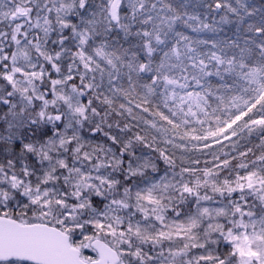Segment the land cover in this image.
<instances>
[{
  "label": "snow or ice",
  "instance_id": "6c2138e0",
  "mask_svg": "<svg viewBox=\"0 0 264 264\" xmlns=\"http://www.w3.org/2000/svg\"><path fill=\"white\" fill-rule=\"evenodd\" d=\"M236 2L216 7L252 15ZM188 20L167 0H0V264H264V136L203 169L172 151L264 133V21L228 55L193 48ZM224 74L244 85L221 119L205 78Z\"/></svg>",
  "mask_w": 264,
  "mask_h": 264
},
{
  "label": "rangeland",
  "instance_id": "374dc122",
  "mask_svg": "<svg viewBox=\"0 0 264 264\" xmlns=\"http://www.w3.org/2000/svg\"><path fill=\"white\" fill-rule=\"evenodd\" d=\"M182 2V5L178 7L177 12L180 13H188L189 15H194L196 17H198V20H188L187 24H184L183 22H179L177 23L174 27L175 30L177 32L182 33L184 36L188 37L189 40L192 42L191 46L193 48H195L199 53H210L212 51H217L218 54L219 51L216 48H213L212 45L213 43H218L213 41L211 38H213V36H215V34L219 31V29H223V28H227L230 29V31H232V29L234 28L235 30L233 32L234 35H236L240 28L241 25L243 23V20L240 19V12H239V16L237 18L233 17L232 12L228 11L227 7H220L217 8L216 5H213V3L217 0H208V2H210V7H209V3L207 5L204 4V0H180ZM229 0H219L218 3L222 4V5H230V6H235L237 7V3H232V1L228 4ZM264 1V0H263ZM243 16H246V14L242 13ZM226 17V20H223L222 18ZM186 19V17H185ZM200 22H203L204 24H209L211 25L213 28H215V31H211L209 29H205L203 27L200 26ZM197 29V30H194ZM233 35V36H234ZM236 38V37H235ZM234 38V39H235ZM175 39L176 37L173 35L170 40H169V44L175 43ZM199 41H205L206 43H198ZM238 41H236L237 43ZM183 41L181 42V46H183ZM238 44L240 46H244L242 44H240L238 42ZM221 46L224 47V51L228 54V55H232L233 53L238 54L239 49L238 48H232V47H228L225 44H222ZM255 52H258L259 49H256L255 47L253 48ZM206 63H209L208 60L206 59ZM209 71L215 72L216 71V67H215V61H211L209 63ZM221 71H223V66H221ZM207 83L209 85H211V91L214 92V95H209L207 97L209 104L211 105L210 107H208L206 109L207 112L212 113L213 109L216 108L218 105L220 107V111L216 114L218 115L221 119H226L227 118V114L228 112L233 113L236 112L237 109L232 106L231 104V97L232 96H239L242 95V92L240 91V86L244 85V81H240L237 80V78L234 75H228V74H224V79L221 80L220 77L212 75V76H208L205 78ZM191 83V81H190ZM222 84H227L229 86H231V91L228 89H223V88H219L220 85ZM189 91L193 90L192 88L188 89ZM195 91H200V88H195ZM177 91H180L179 89H177ZM182 94V93H181ZM223 95L225 96V103L224 104H220V101L216 99L217 96ZM139 111V110H138ZM164 111L166 112L167 110L164 109ZM185 111H187V108L185 107ZM195 111V109H194ZM147 116V114H144ZM150 119V117H148ZM200 119H205V117L203 116V114H200ZM189 119H192L191 117H189ZM209 125H211L212 127H215V117L214 116H210L208 118V122L204 124V127L207 128L209 127ZM193 126L196 128H199L200 125L196 123V121L193 119ZM146 126L143 125L142 123L139 125V129H136V131L134 132H139L141 135H144V131L143 129ZM153 132V134H156L159 137L158 133H155V130H151ZM233 136H231L230 134L227 136V138H225L224 136H221L219 138V141L216 142L214 140H210V142L213 145V149L212 151H210V157H208L209 159L207 160V154L205 156H203L202 158H200L199 160V164H195V165H185V166H191V167H197V168H201L203 169L205 167V165L207 164L209 167H212L214 163H218V161H214V158L212 156V153H216V155L218 157H220V159L222 160L223 158H225V156H227V158L229 159V155L227 152L222 151L219 149V146L225 142L228 141L229 138H231ZM176 141L178 143H182L181 141H179V138H176ZM193 143H196V141H193ZM161 147H167V148H171V145H165L163 143L160 144ZM142 148V146H137V154L140 155L141 151L140 149ZM178 151H180V149H172V151H174L176 153V157H177V163L179 164L180 160V156L178 154ZM216 150V151H215ZM143 155L146 156H154L155 154L152 152L151 149H143ZM254 158V157H252ZM230 160V159H229ZM187 161V160H186ZM231 161V160H230ZM160 164V167L163 168L164 165L162 162H158ZM223 167V165H221V168ZM179 169H177L178 171ZM215 171V168H214ZM161 175L163 174V172L160 173ZM227 174V170H225L224 172L221 173V179H223V176ZM188 178V177H186ZM194 179V177L192 178Z\"/></svg>",
  "mask_w": 264,
  "mask_h": 264
},
{
  "label": "trees",
  "instance_id": "16d2710c",
  "mask_svg": "<svg viewBox=\"0 0 264 264\" xmlns=\"http://www.w3.org/2000/svg\"><path fill=\"white\" fill-rule=\"evenodd\" d=\"M231 1L232 3H235V4L237 3L236 0H229L228 4ZM167 2L172 4L173 7H175L176 9H178V7L182 5V2L180 0H167ZM207 2L208 0H204V4L207 5L209 3V7H210V2L208 3ZM218 2L219 0L215 1L213 5H216ZM242 2L249 8V11L252 12V15L243 16L242 13L244 12L243 10H240L239 11L240 15L243 16V19H242L243 23L241 25L239 32L236 35H234L235 33L233 32L235 30L234 28L232 29V31H230V29H227V28L219 29V31L215 34V36L211 38L213 41L218 42L217 43L218 45L225 44L226 41H235V42L238 41L240 44L245 46V40H248L250 42L255 41L256 43H259L260 40L262 39L258 33H255L254 31L253 32L247 31V27L249 24L259 26L262 23V21H264V1L263 0H242ZM231 7L239 9V5H237V7L235 6H231ZM232 14H233V17L235 18L239 16L238 14H234V13ZM247 46L250 48L255 47V45L252 43H249ZM258 107L259 106H257V108ZM253 111L255 112L256 110L254 109ZM249 115H252V113H249ZM253 118L259 119L260 118L259 113L257 112ZM242 119L247 120V117L246 116L242 117ZM132 123L135 124L136 122L132 121ZM237 123L239 124L240 121H238ZM233 127H236V125H233ZM136 129H139V127L133 128L134 131H136ZM262 136H264V133H261L258 127L251 134H249L247 130H245L243 133H238L237 136H233L229 138L227 142L219 146V149L227 152L229 155V159L231 161L233 157L239 156V152L247 151L248 148H252L255 154L259 155L260 153H259L258 145L260 144V140ZM194 144H197V147L193 149L191 148V146H189V151L187 152H183L181 149L180 151L177 150L179 156L183 155L185 160L190 161V160H195V159L200 160V158H202L203 156L207 154L206 159L208 160L209 159L208 157H210L209 156L210 151H212L213 149L212 143L208 141V144H209L208 148H205L203 146V142H200V143L196 142ZM249 156H252V153H249ZM234 163L235 161H233V164Z\"/></svg>",
  "mask_w": 264,
  "mask_h": 264
}]
</instances>
